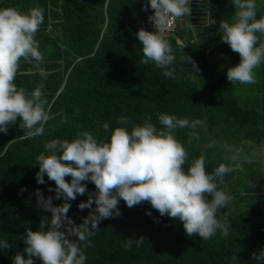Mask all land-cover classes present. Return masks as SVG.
I'll return each instance as SVG.
<instances>
[{
	"label": "trees",
	"instance_id": "1",
	"mask_svg": "<svg viewBox=\"0 0 264 264\" xmlns=\"http://www.w3.org/2000/svg\"><path fill=\"white\" fill-rule=\"evenodd\" d=\"M143 1L0 0V8L15 7L22 13L44 9V23L35 38L44 56L41 67L46 78L21 60L15 83L29 92L43 83L52 116L44 134L34 139H18L26 132L19 118L7 135L0 133V240L10 244L9 249H0V264H12L17 252L23 254L25 244L19 237L26 236L27 230H40L41 222L50 224L51 213L37 207L34 193L39 189L45 196H55L54 191H48L56 187L54 181L46 175L45 184L36 181V158L53 139L72 141L78 132L87 131L109 142L111 131L106 134L102 129L105 122L114 130L120 126L116 121L121 116L136 125L151 116V122L160 128L158 114H169L206 123L198 130L200 140L191 144L188 129L175 133L189 153L185 169L200 156L202 145L213 139L236 148L247 143L264 151V63L260 112L242 109L233 84L227 80V70L240 62L239 54L223 43L224 33L219 29L222 21L229 22L235 15L231 0H193L196 18L211 24L217 34L214 38L201 43L186 40L183 46L178 42L183 39L179 32L165 36L176 56L174 79L163 76V70L152 62L141 63L144 57L136 33L141 28L155 32L148 21L152 14L142 12ZM186 56L200 69L195 78ZM127 127L130 131L131 126ZM206 154L209 172L220 163L230 164L219 146L207 149ZM233 177V173L225 177L224 191ZM65 179L70 182L71 178ZM85 183L90 192L96 191L94 184ZM245 189L244 195L233 194L232 203L220 210L219 215L227 213L231 223L228 237L218 232L207 241L198 234L188 237L183 222L161 217L148 202L128 208L120 200L122 214L101 221L100 229L90 238L92 247L81 244L86 264H257L252 253L264 249V185ZM87 199V194L77 195L70 202L68 216L77 225L90 211L78 208ZM62 203V199L53 200L54 206ZM148 211L151 216L146 215ZM140 237L145 238L141 246L133 243L130 251L124 248L126 239ZM232 255L237 261H232ZM33 259L34 264H42Z\"/></svg>",
	"mask_w": 264,
	"mask_h": 264
},
{
	"label": "clouds",
	"instance_id": "2",
	"mask_svg": "<svg viewBox=\"0 0 264 264\" xmlns=\"http://www.w3.org/2000/svg\"><path fill=\"white\" fill-rule=\"evenodd\" d=\"M231 2L235 9L233 21H222L219 29L224 33L223 43L239 54L240 62L227 70V80L253 85L258 82L255 69L264 63V16L257 19L256 0ZM191 4L192 0H147L143 6V10L150 8L154 13L148 16V21L156 31L141 28L136 33L142 45L144 58L141 63H154L167 78H176L173 67L176 56L165 33L171 21L191 15ZM43 23V8H32L26 13L15 7L0 8V133L7 135L9 127L19 118L20 127L26 129L18 138L20 140L42 136L45 125L52 119L43 83L31 92L18 88L15 83L21 60L32 64L46 78L41 67L44 56L35 38ZM185 62L191 63L195 78V73L200 72L195 60L186 56ZM158 121L160 128L151 122V116H147L142 125L121 116L116 121L120 126L114 130L108 122L102 125L104 133L111 131L109 142L98 140L87 131L78 132L72 141L53 139L47 142L44 152L36 158L39 166L36 181L45 184V175L54 181L56 187L48 191H54L55 196H45L39 189L34 194L37 207L51 213L50 224L41 222L40 230H27L26 236L19 237L25 248L23 254L17 252L12 257V264H34L33 258L42 264H86L81 244L84 248L92 247L90 238L100 229L101 221L122 214L118 207L120 200L128 208L148 202L161 217L167 215L183 222L188 237L198 234L207 241L219 232L221 237L227 238L231 223L227 213H219L232 203L233 196L223 190L225 177L233 172H244L245 162H264V151L254 149L249 154L242 148L213 139L202 145L200 156L185 169L189 153L175 133L178 129H188V143L191 144L194 139L200 140L198 130L206 127L205 121L169 114H158ZM127 126H131L130 131ZM218 146L227 153L225 160L230 164L220 163L209 172L206 170L207 149ZM65 177H70V182ZM85 182L94 184L96 191L90 192ZM86 194L87 201L81 202L78 208L90 211L77 225L68 216L70 202L76 200L77 195ZM54 199H62L63 203L54 206ZM151 214V211L146 212V215ZM144 239H126L124 248L130 251L133 243L141 246ZM9 248L7 240H0V249ZM231 259L237 261L235 255ZM252 259L264 264V249L258 250V254L253 252Z\"/></svg>",
	"mask_w": 264,
	"mask_h": 264
},
{
	"label": "rangeland",
	"instance_id": "3",
	"mask_svg": "<svg viewBox=\"0 0 264 264\" xmlns=\"http://www.w3.org/2000/svg\"><path fill=\"white\" fill-rule=\"evenodd\" d=\"M257 2V19L264 16V0H256ZM233 21V18L229 21L230 23ZM192 25V22L190 20V17H184L183 19H177V30L176 32H179V34H182L183 32H186L187 35H189V29ZM211 25V24H210ZM208 29H196V33H200L201 31H206ZM183 40H186L184 36ZM256 76L258 82L253 85H241L239 83H232L234 86V92L235 96L238 99L239 106L242 109H251L256 110L260 112L261 108V97H262V64L259 68L255 69ZM246 153H251L254 149H259L262 151L261 148H251L250 145L242 144L240 146ZM243 167L245 169L244 172H233L234 177L232 181L226 186L225 191L230 195H244L245 193V187L248 189L253 184L255 185H261L262 187L264 185V162L261 161H251V162H245L243 164Z\"/></svg>",
	"mask_w": 264,
	"mask_h": 264
},
{
	"label": "water",
	"instance_id": "4",
	"mask_svg": "<svg viewBox=\"0 0 264 264\" xmlns=\"http://www.w3.org/2000/svg\"><path fill=\"white\" fill-rule=\"evenodd\" d=\"M194 6L192 7V13L191 15L187 16L190 17V20L192 22V28H194V32H195V28L202 30V29H207L209 27L208 23L205 21H200L199 19L196 18V14L194 12ZM217 34L214 32V29H209L206 31H201L200 33H194V37L198 40V42H205L209 39H212L216 36Z\"/></svg>",
	"mask_w": 264,
	"mask_h": 264
},
{
	"label": "built area",
	"instance_id": "5",
	"mask_svg": "<svg viewBox=\"0 0 264 264\" xmlns=\"http://www.w3.org/2000/svg\"><path fill=\"white\" fill-rule=\"evenodd\" d=\"M80 1H83V0H80ZM146 3H147V0H144L143 3H142V6H141L142 12L145 13V14H149V13L154 14L150 8H148L147 11L143 10V6ZM177 28H178V26H177V19H174L173 21L170 22L169 31L165 33V36L166 35H173L176 32ZM154 30L156 31L155 28H154Z\"/></svg>",
	"mask_w": 264,
	"mask_h": 264
},
{
	"label": "crops",
	"instance_id": "6",
	"mask_svg": "<svg viewBox=\"0 0 264 264\" xmlns=\"http://www.w3.org/2000/svg\"><path fill=\"white\" fill-rule=\"evenodd\" d=\"M193 6H194V4H193V0H192L191 7H193ZM186 17H187V16H186ZM208 25H209V27H208L209 29H213V27H211L209 23H208ZM208 28H207V29H208ZM193 30H194V28H192V26H191L190 29H189V31H188V32H189V35H187L186 32H183V33H182V36H184L185 38H187L186 40H189V41H194V40H196V38L194 37V33H195V32H194ZM186 40L178 39V42H179L180 45H183V46H184Z\"/></svg>",
	"mask_w": 264,
	"mask_h": 264
}]
</instances>
